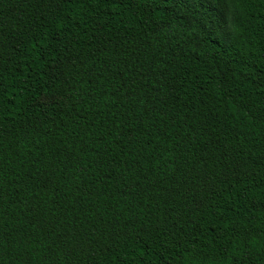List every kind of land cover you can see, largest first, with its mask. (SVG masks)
<instances>
[{
	"label": "trees",
	"instance_id": "1",
	"mask_svg": "<svg viewBox=\"0 0 264 264\" xmlns=\"http://www.w3.org/2000/svg\"><path fill=\"white\" fill-rule=\"evenodd\" d=\"M0 264H264V0H0Z\"/></svg>",
	"mask_w": 264,
	"mask_h": 264
}]
</instances>
